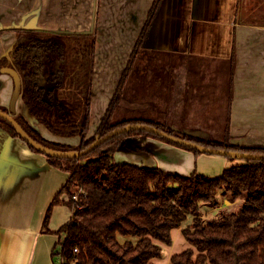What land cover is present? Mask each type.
I'll return each instance as SVG.
<instances>
[{"label": "crops", "instance_id": "1", "mask_svg": "<svg viewBox=\"0 0 264 264\" xmlns=\"http://www.w3.org/2000/svg\"><path fill=\"white\" fill-rule=\"evenodd\" d=\"M38 2L33 0L21 7L17 0H0V58L16 40L11 27L34 25L49 31L90 33L96 14L98 40L92 59L90 117L93 113L96 120L98 115L100 123L153 0H99L96 13L90 10L96 0ZM103 32L105 38L100 36ZM137 57L152 59L149 72L131 71L121 98L139 81L137 99H142L143 93L150 103L164 99L159 105L169 108L170 121H174L170 126L179 132L201 130L208 139L223 140L227 135L231 144L264 147V0H162ZM136 61L137 58L135 64ZM162 61L166 62L167 73H152L150 66ZM125 88L128 92H124ZM13 89L11 75L1 72L0 106H9ZM152 92L154 95H149ZM205 102L226 105L222 135L209 123L203 127L197 123L176 124L184 106H201ZM15 113L24 116L48 141L70 145L80 141L78 136L63 137L47 130L28 112L20 96ZM94 133L95 130L88 131L87 137ZM114 159L117 163L156 166L182 175L196 171L208 176H218L236 163L224 155H196L145 135L128 136ZM68 175L50 164L44 154L32 150L21 137L0 127V264H55L52 249L58 235L42 230V224L52 198ZM60 198L66 197L62 194ZM70 215L67 205H55L48 228L57 230ZM175 233L181 248L186 242L180 229L172 231L173 239ZM166 248H171V255L179 251L173 245ZM156 262L162 264L161 260Z\"/></svg>", "mask_w": 264, "mask_h": 264}, {"label": "trees", "instance_id": "2", "mask_svg": "<svg viewBox=\"0 0 264 264\" xmlns=\"http://www.w3.org/2000/svg\"><path fill=\"white\" fill-rule=\"evenodd\" d=\"M161 2L153 0L107 110L90 137L87 134L94 45L89 58L84 48L73 45L88 35L23 25L11 27L16 32V41L0 58V73L5 66L14 67L21 77L20 98L30 114L51 133L78 136L80 141L76 145L48 141L24 116L14 114L15 120L33 139L61 151L82 150L96 135L103 136L133 123L150 124L181 137L170 125L153 119L132 116L112 119L121 89L148 38ZM77 36L80 38L76 39ZM81 54L85 60L80 59ZM44 80L56 83V87L48 91L47 99L43 98ZM0 109L7 111L2 106ZM0 127L20 137L12 124L2 117ZM136 135L158 138L196 155L202 153L146 130L120 133L87 154L73 158L44 154L23 139L32 150L44 154L50 164L69 174L52 198L42 224V230L58 235L52 249L54 263L158 264L156 260L165 258L164 247L173 243L172 231L180 229L189 246L174 252L170 264H264V158L240 159L214 177L196 171L182 175L156 166L117 163L116 150L126 137ZM226 136L223 140L183 137L207 147L264 154V147L231 144ZM218 192L225 193L231 201L241 199L240 206L237 210L235 207L221 210L217 218L206 219L201 207L216 206ZM62 194L66 198H60ZM75 194L76 199L73 198ZM58 204L67 205L71 215L57 230L51 231L48 221L53 207ZM188 216H191L190 224L182 226ZM120 235L127 238H120Z\"/></svg>", "mask_w": 264, "mask_h": 264}, {"label": "rangeland", "instance_id": "3", "mask_svg": "<svg viewBox=\"0 0 264 264\" xmlns=\"http://www.w3.org/2000/svg\"><path fill=\"white\" fill-rule=\"evenodd\" d=\"M31 1H33V0H17L18 5H20L21 7H23V5H27V3L31 2ZM38 1H40V0H35V2L39 3ZM88 4H89V2H87V8H88ZM98 4H99V0H96V4L94 5V7L90 8L92 13H96V11L98 9ZM35 7L36 6H34V8ZM82 7H83V3H82ZM37 8L35 9V12H37L39 10V6ZM92 22H93L94 27L91 29V32L85 33L88 36H85L84 40H82V37L80 38L79 36H77L76 39L80 38L79 43L73 44L75 48H77V46H79V45L82 47V49L84 48L88 58H89V54L92 51L93 45L95 48L97 40H98V37L96 36V34H97L96 33V30H97L96 25L97 24L96 23L98 22V17L96 14L93 15ZM75 33H78V32H75ZM101 35H103L105 38V32L101 33L100 36ZM91 55H92V57L94 56V51L92 52ZM80 59L85 60V57L83 54L80 55ZM151 60L152 59H150V58L144 60V58L141 59V58L137 57L136 64L134 63L135 68L133 67L132 73L142 74V73L149 72V62ZM158 64H160V66H158ZM158 64L157 65L153 64V66H150V68H153L151 72L156 73V74L167 73L166 62L162 61V62H159ZM139 85H140V82L138 81L134 88H129V93H127L128 95L124 94V96L122 98H120V101L118 102L117 106L114 108L112 119L113 120H121L123 117L132 116V117H141L144 119H153L156 121H160L162 123H166L168 125H170L171 123H174V121H170V117H169L168 112H167V111H169V108L164 106V105H159L162 102L164 103V99L159 100V101L156 100L157 102H155V103H150V100H147L145 97V96H147L146 93H143L142 99H140V100L137 99V93H138L137 87ZM124 92H128L126 90V88L124 89ZM149 95H154V94L152 92ZM165 100L167 101V97ZM159 112H161V113H159ZM182 113H183L182 118L179 119L180 121H176V124H179L181 126H184V125L195 126V124L197 123V124H201V126L203 127L206 125L208 126V123H209V124L213 125L214 128L216 127L217 132L220 133V135H222L224 122H225L226 116H227L226 115L227 114V108H226L225 104H219V106H215V104H213L212 102H210V103L205 102L201 106H193L191 104L190 106L189 105L184 106ZM92 114H91V117L89 118V127H88L89 132L96 130V128L99 124V123H97L98 115H97V118L95 120L93 118ZM193 114H194V116H193ZM170 127L177 130V127H175L174 125L173 126L171 125ZM181 132H178V134H180V136L183 137L184 135ZM126 138L124 139L123 142H125ZM234 161L237 163V162H240L241 160L235 158ZM211 177H214V175ZM216 199L218 201V204L216 206L203 205L201 207L202 216L204 218H206V219L217 218L218 216H220L219 212L221 210H230L231 208H234V207H235L234 210H237L240 206L239 201H241V199L231 201V200H229V196H227L223 192H218L216 195ZM190 222H191V216H188L187 219L184 220V222L182 223V226H186V225L190 224ZM176 234L177 233H175V237L173 239L172 245L174 247V250L177 249V250L181 251L188 244H184L180 248L179 246H181V240H180L179 236ZM120 238H127V237L120 235ZM128 238H133V237H128ZM171 251H172L171 248L168 250L166 247H164V257L165 258L161 259L162 264L163 263L164 264H167V263L170 264Z\"/></svg>", "mask_w": 264, "mask_h": 264}, {"label": "water", "instance_id": "4", "mask_svg": "<svg viewBox=\"0 0 264 264\" xmlns=\"http://www.w3.org/2000/svg\"><path fill=\"white\" fill-rule=\"evenodd\" d=\"M26 27H35L34 25H26ZM1 72L8 73L11 75L14 81V89L11 94V98L9 101V109L8 111H4L0 109V117L6 119L8 122L12 124L16 132L20 135L22 139H24L29 145L34 147L35 149L41 151L44 154L59 157V158H73V157H79L81 155L87 154L90 152L93 148L98 146L100 143L104 142L105 140L118 135L123 132H127L130 130H146L153 132L155 134L161 135L167 139H170L172 141H175L177 143L185 144L188 146H192L193 148L205 152V153H211V154H219V155H228L237 159H260L264 158V154H255V153H249V152H239L236 150H227V149H217L213 147H207L203 146L198 143H194L192 141H189L183 137H178L172 134H169L163 130H159L155 126H152L150 124H144V123H133V124H126L124 126L118 127L110 131L109 133L101 136V135H96L95 140L89 144L86 148L82 150H70V151H61V150H56L50 147H47L35 139H33L23 128L22 126L15 120L13 117V114L16 112V102L18 97L20 96V91H21V77L18 73V71L14 67H9L5 66L1 68ZM44 88L43 92V98L47 99L48 91L50 89H53L56 87L55 82H49L45 81L42 84ZM173 129V128H171ZM174 130V129H173ZM179 132V130H175ZM183 135H187L190 137H199V138H207V135L204 131L201 130H183L182 131Z\"/></svg>", "mask_w": 264, "mask_h": 264}, {"label": "flooded vegetation", "instance_id": "5", "mask_svg": "<svg viewBox=\"0 0 264 264\" xmlns=\"http://www.w3.org/2000/svg\"><path fill=\"white\" fill-rule=\"evenodd\" d=\"M16 41V40H15ZM12 67V66H11ZM20 93H21V91H20ZM25 105V104H24ZM26 106V105H25ZM26 108H27V106H26ZM6 109H7V111H8V109H9V106L8 107H6ZM28 109V108H27ZM28 112H29V110H28ZM14 114H18V113H14ZM13 114V115H14ZM36 120V119H35ZM37 121V120H36ZM40 123V122H39ZM37 130V129H36ZM38 131V130H37ZM39 132V131H38Z\"/></svg>", "mask_w": 264, "mask_h": 264}, {"label": "built area", "instance_id": "6", "mask_svg": "<svg viewBox=\"0 0 264 264\" xmlns=\"http://www.w3.org/2000/svg\"><path fill=\"white\" fill-rule=\"evenodd\" d=\"M73 198H74V199H76V198H77L76 194H75V195H73Z\"/></svg>", "mask_w": 264, "mask_h": 264}]
</instances>
